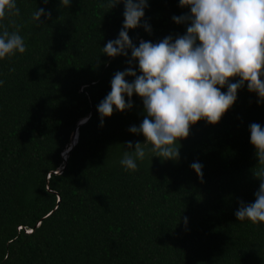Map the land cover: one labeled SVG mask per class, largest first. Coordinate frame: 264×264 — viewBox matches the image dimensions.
<instances>
[{
	"label": "trees",
	"instance_id": "1",
	"mask_svg": "<svg viewBox=\"0 0 264 264\" xmlns=\"http://www.w3.org/2000/svg\"><path fill=\"white\" fill-rule=\"evenodd\" d=\"M109 2L16 0L19 15L0 19V34L19 27L26 45L0 59V264H264V222L235 217L259 189L264 165L249 125L264 127V103L245 84L219 123L191 127L178 160L149 152L125 170L126 143L144 142L129 132L144 112L133 95L132 109L100 123L97 106L128 66L103 55L123 24V3ZM41 8L51 15L37 23ZM189 11L179 0H149L141 24L151 34L139 27L129 36L138 46L183 35L187 25L172 17Z\"/></svg>",
	"mask_w": 264,
	"mask_h": 264
},
{
	"label": "clouds",
	"instance_id": "2",
	"mask_svg": "<svg viewBox=\"0 0 264 264\" xmlns=\"http://www.w3.org/2000/svg\"><path fill=\"white\" fill-rule=\"evenodd\" d=\"M71 2L59 0L61 7ZM121 3V30L102 49L109 58L126 57L128 66L113 75L110 92L97 112L103 126L114 110L132 109L133 95L142 101V123L130 126L129 132L142 135L144 142H135L134 150L132 141L126 143L131 151H125L120 161L125 170H137V161L149 152L161 160H178L180 141L189 136L191 127L201 120L209 125L219 123L245 84L256 94L257 102L264 103V0H179V6L190 11L172 20L187 25L185 34L168 35L155 43L140 39L138 46L129 31L143 27L151 34L147 20L141 24L149 0H110L108 7ZM6 14L19 15L16 0H0V19ZM50 15L41 8L34 12L33 20L38 23L42 16L48 19ZM25 51L19 27L0 34V59ZM249 132L255 156L264 165V127L251 123ZM202 167L198 161L190 165L201 181ZM255 175L260 185L254 203L241 202L235 212L238 221L253 225L264 222V168Z\"/></svg>",
	"mask_w": 264,
	"mask_h": 264
},
{
	"label": "water",
	"instance_id": "3",
	"mask_svg": "<svg viewBox=\"0 0 264 264\" xmlns=\"http://www.w3.org/2000/svg\"><path fill=\"white\" fill-rule=\"evenodd\" d=\"M85 119H86V118H85ZM80 123H82V122H80ZM76 137H77V133H76V131L74 130V131L71 133L70 137H69V144H68L67 149L64 150V152L62 153V157H63V158L66 157L67 152L70 150L71 146L75 143Z\"/></svg>",
	"mask_w": 264,
	"mask_h": 264
}]
</instances>
